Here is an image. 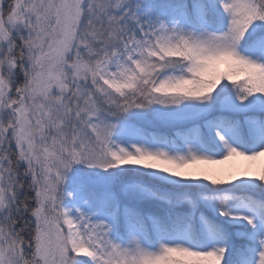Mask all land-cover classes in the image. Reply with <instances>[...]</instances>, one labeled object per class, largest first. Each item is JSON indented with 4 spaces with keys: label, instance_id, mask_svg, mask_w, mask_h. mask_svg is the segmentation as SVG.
<instances>
[{
    "label": "snow or ice",
    "instance_id": "1",
    "mask_svg": "<svg viewBox=\"0 0 264 264\" xmlns=\"http://www.w3.org/2000/svg\"><path fill=\"white\" fill-rule=\"evenodd\" d=\"M0 264H264V0H0Z\"/></svg>",
    "mask_w": 264,
    "mask_h": 264
},
{
    "label": "rangeland",
    "instance_id": "2",
    "mask_svg": "<svg viewBox=\"0 0 264 264\" xmlns=\"http://www.w3.org/2000/svg\"><path fill=\"white\" fill-rule=\"evenodd\" d=\"M247 162L244 161H240L238 158L234 159L232 161L227 162L226 164L223 165H201V167L204 168H209V169H225V170H230V169H234L238 166H242L244 164H246Z\"/></svg>",
    "mask_w": 264,
    "mask_h": 264
}]
</instances>
